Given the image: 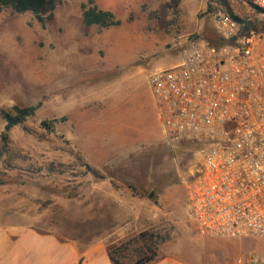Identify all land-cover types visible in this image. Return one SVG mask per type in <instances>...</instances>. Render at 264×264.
I'll list each match as a JSON object with an SVG mask.
<instances>
[{
	"label": "rangeland",
	"instance_id": "374dc122",
	"mask_svg": "<svg viewBox=\"0 0 264 264\" xmlns=\"http://www.w3.org/2000/svg\"><path fill=\"white\" fill-rule=\"evenodd\" d=\"M82 3L62 0L45 24L0 14V228L78 243L108 237L125 264L195 254L205 238L186 201L193 153L164 136L149 78L180 61L183 38L212 33L220 8L247 9L238 0H92L120 21L101 28L84 24ZM26 108L35 111L4 143V116Z\"/></svg>",
	"mask_w": 264,
	"mask_h": 264
},
{
	"label": "built area",
	"instance_id": "2783aa9c",
	"mask_svg": "<svg viewBox=\"0 0 264 264\" xmlns=\"http://www.w3.org/2000/svg\"><path fill=\"white\" fill-rule=\"evenodd\" d=\"M238 1L245 17L212 16L221 44L183 38L180 61L149 78L164 136L193 153L186 201L202 238L264 239V0Z\"/></svg>",
	"mask_w": 264,
	"mask_h": 264
},
{
	"label": "crops",
	"instance_id": "0c3cea01",
	"mask_svg": "<svg viewBox=\"0 0 264 264\" xmlns=\"http://www.w3.org/2000/svg\"><path fill=\"white\" fill-rule=\"evenodd\" d=\"M108 239L90 243L62 241L51 230L12 225L0 228V264H115L114 260L125 264L113 253L120 243H110ZM201 241L195 254L160 252L145 264H264V239Z\"/></svg>",
	"mask_w": 264,
	"mask_h": 264
},
{
	"label": "trees",
	"instance_id": "16d2710c",
	"mask_svg": "<svg viewBox=\"0 0 264 264\" xmlns=\"http://www.w3.org/2000/svg\"><path fill=\"white\" fill-rule=\"evenodd\" d=\"M91 1L92 0H88V4H91ZM61 2L62 0H0V14L6 9H10L13 13L17 14L30 13L33 15L36 21L41 24H45L53 20L55 11ZM88 4L82 3L80 5L82 19L85 25L98 26L101 28H109L120 25V21L112 12L103 11L97 7H89ZM195 37L204 38L215 45L222 43V41L217 38L214 32L209 33L206 30H203L200 35ZM34 111L35 108H26L18 110L15 116H4L6 125L1 136L4 143L8 141L10 130L16 125L21 124ZM151 260V257L146 259L141 258L137 260L135 264H145ZM114 263L119 264L115 260Z\"/></svg>",
	"mask_w": 264,
	"mask_h": 264
},
{
	"label": "water",
	"instance_id": "95a60500",
	"mask_svg": "<svg viewBox=\"0 0 264 264\" xmlns=\"http://www.w3.org/2000/svg\"><path fill=\"white\" fill-rule=\"evenodd\" d=\"M151 196V195H150Z\"/></svg>",
	"mask_w": 264,
	"mask_h": 264
}]
</instances>
